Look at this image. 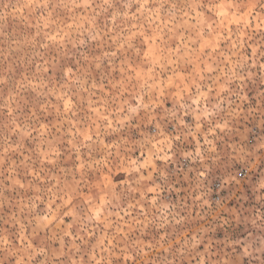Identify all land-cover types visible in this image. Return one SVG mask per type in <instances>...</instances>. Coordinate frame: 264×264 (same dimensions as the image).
I'll use <instances>...</instances> for the list:
<instances>
[{
    "label": "rangeland",
    "instance_id": "rangeland-1",
    "mask_svg": "<svg viewBox=\"0 0 264 264\" xmlns=\"http://www.w3.org/2000/svg\"><path fill=\"white\" fill-rule=\"evenodd\" d=\"M0 264H264V0H0Z\"/></svg>",
    "mask_w": 264,
    "mask_h": 264
}]
</instances>
